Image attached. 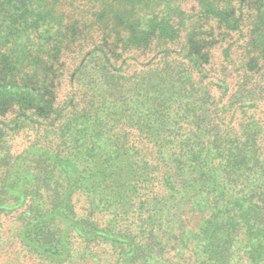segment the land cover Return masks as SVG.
I'll use <instances>...</instances> for the list:
<instances>
[{"label":"trees","instance_id":"obj_1","mask_svg":"<svg viewBox=\"0 0 264 264\" xmlns=\"http://www.w3.org/2000/svg\"><path fill=\"white\" fill-rule=\"evenodd\" d=\"M11 212L47 264H264V0H0Z\"/></svg>","mask_w":264,"mask_h":264},{"label":"rangeland","instance_id":"obj_2","mask_svg":"<svg viewBox=\"0 0 264 264\" xmlns=\"http://www.w3.org/2000/svg\"><path fill=\"white\" fill-rule=\"evenodd\" d=\"M34 126L29 125L19 130L16 133L7 136V145L10 147V152L20 153L22 150L32 141L40 142V127L34 129ZM49 138V137H47ZM87 203L84 198L77 199L75 201V208L78 212L86 213ZM18 212V211H17ZM17 212H11L9 214L1 216L0 225V264H47L30 255L18 242L16 237V229L19 227V220L17 219ZM100 222L105 221L106 215L99 216L95 214ZM75 257L70 263L66 264H107L103 259L99 258L102 255L101 247L96 245L88 246V250L91 252V256L81 255L84 251L83 244L79 241L75 242Z\"/></svg>","mask_w":264,"mask_h":264}]
</instances>
